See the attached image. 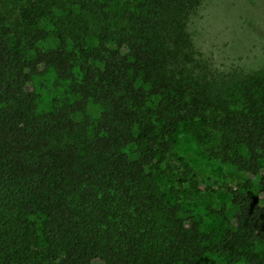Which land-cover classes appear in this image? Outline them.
I'll list each match as a JSON object with an SVG mask.
<instances>
[{
    "label": "trees",
    "instance_id": "1",
    "mask_svg": "<svg viewBox=\"0 0 264 264\" xmlns=\"http://www.w3.org/2000/svg\"><path fill=\"white\" fill-rule=\"evenodd\" d=\"M13 1V23L0 14V264H264V68L219 69L194 49L201 0ZM48 68L69 94L41 112L29 83ZM179 127L244 175L207 207L217 231L156 179Z\"/></svg>",
    "mask_w": 264,
    "mask_h": 264
},
{
    "label": "rangeland",
    "instance_id": "2",
    "mask_svg": "<svg viewBox=\"0 0 264 264\" xmlns=\"http://www.w3.org/2000/svg\"><path fill=\"white\" fill-rule=\"evenodd\" d=\"M18 10L19 3L0 0V14L9 23H13ZM187 31L194 49L216 68L238 67L246 71L264 68V0H201L190 17ZM29 88L38 94L41 112L49 110L53 100H63L69 94L65 83H58L50 68L41 69L30 80ZM88 111L97 116L100 108L90 104ZM173 140L165 173H156V179L166 192L171 188L180 189L176 201L192 210L208 230L217 231L218 222L207 207L215 201L229 203L224 182L234 184L244 175L226 172L188 129L179 127ZM210 141L214 143L212 138ZM209 260H214L213 264H245L233 262L228 253L209 254L205 264H212Z\"/></svg>",
    "mask_w": 264,
    "mask_h": 264
}]
</instances>
